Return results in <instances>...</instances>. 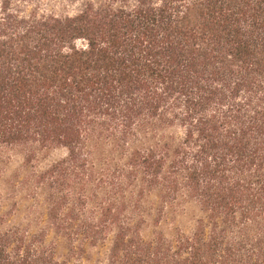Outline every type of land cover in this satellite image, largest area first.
Here are the masks:
<instances>
[{"label": "trees", "instance_id": "1", "mask_svg": "<svg viewBox=\"0 0 264 264\" xmlns=\"http://www.w3.org/2000/svg\"><path fill=\"white\" fill-rule=\"evenodd\" d=\"M57 147L31 193L104 264H264V0H0V150ZM151 198L202 215L145 237ZM0 264L80 263L14 225Z\"/></svg>", "mask_w": 264, "mask_h": 264}, {"label": "rangeland", "instance_id": "2", "mask_svg": "<svg viewBox=\"0 0 264 264\" xmlns=\"http://www.w3.org/2000/svg\"><path fill=\"white\" fill-rule=\"evenodd\" d=\"M53 7L58 12L74 11L80 8V3L67 6L55 3ZM26 153V150L20 148L0 150V229L21 225L33 232L43 230L46 243L53 247L58 259L80 264H104L111 241L97 245H80L55 233L48 224L43 198L32 195L30 190L28 178L32 170L46 169L55 161L64 158L67 149H41L29 161ZM152 199L146 202L147 207L151 208V217L141 228L145 237H152L157 232H163L167 236H173L179 231L190 233L202 215L194 202L169 206L159 215L158 212H153V202L156 201Z\"/></svg>", "mask_w": 264, "mask_h": 264}]
</instances>
